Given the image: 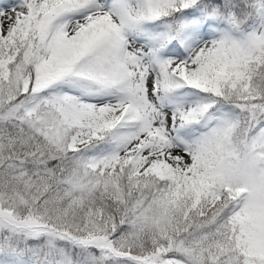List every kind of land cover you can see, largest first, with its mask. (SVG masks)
<instances>
[{"label": "snow or ice", "instance_id": "6c2138e0", "mask_svg": "<svg viewBox=\"0 0 264 264\" xmlns=\"http://www.w3.org/2000/svg\"><path fill=\"white\" fill-rule=\"evenodd\" d=\"M0 264H264V0H0Z\"/></svg>", "mask_w": 264, "mask_h": 264}]
</instances>
